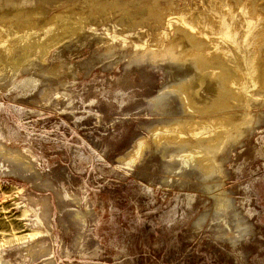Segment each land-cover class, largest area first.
Returning <instances> with one entry per match:
<instances>
[{"label":"rangeland","instance_id":"obj_1","mask_svg":"<svg viewBox=\"0 0 264 264\" xmlns=\"http://www.w3.org/2000/svg\"><path fill=\"white\" fill-rule=\"evenodd\" d=\"M0 264H264V0H0Z\"/></svg>","mask_w":264,"mask_h":264},{"label":"bare ground","instance_id":"obj_2","mask_svg":"<svg viewBox=\"0 0 264 264\" xmlns=\"http://www.w3.org/2000/svg\"><path fill=\"white\" fill-rule=\"evenodd\" d=\"M2 146V145H1ZM208 154V153H207ZM20 157V156H19ZM179 160V159H178ZM12 162V161H11ZM16 162V161H15ZM180 164H182V163H180ZM17 166V165H16ZM17 168V167H16ZM31 169V168H30ZM35 174V173H34ZM26 177V176H25ZM40 200V199H39ZM42 200V199H41ZM89 212V211H88ZM76 213V212H75ZM71 216V215H70ZM76 217H77V215H76ZM200 220H202L201 219V216L196 220V223L197 222H199ZM72 240V239H71Z\"/></svg>","mask_w":264,"mask_h":264}]
</instances>
